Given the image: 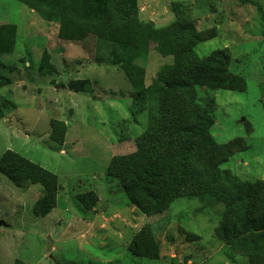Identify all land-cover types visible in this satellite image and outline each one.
Returning a JSON list of instances; mask_svg holds the SVG:
<instances>
[{"label": "rangeland", "instance_id": "374dc122", "mask_svg": "<svg viewBox=\"0 0 264 264\" xmlns=\"http://www.w3.org/2000/svg\"><path fill=\"white\" fill-rule=\"evenodd\" d=\"M179 1L194 18L205 41L201 55L225 48L230 70L241 74L247 89H199L214 123L211 133L227 142L222 167L244 180L264 179V0H137L143 20L158 26L177 17ZM261 6V8H259ZM0 16L18 26L15 50L2 56L0 159L7 149L52 170L59 177L57 204L46 216L33 207L40 184L16 185L0 172V264L22 259L29 264H248L215 233L220 215L196 197L177 198L162 214L148 216L127 197L119 179L107 174L112 156L136 150V138L159 114L158 95H149L143 110L133 102V87L113 44L90 33L80 41L59 37L56 22L43 18L19 0H0ZM144 68L150 84L163 64L185 65L160 54L152 33ZM56 71H41L43 54ZM84 80L81 90L70 83ZM66 121L63 144L51 137L50 121ZM230 156V157H229ZM96 191L98 202L87 209L78 194ZM221 207V205H220ZM152 224L159 257L130 252L129 244L145 224ZM200 235L188 240L187 234Z\"/></svg>", "mask_w": 264, "mask_h": 264}, {"label": "trees", "instance_id": "16d2710c", "mask_svg": "<svg viewBox=\"0 0 264 264\" xmlns=\"http://www.w3.org/2000/svg\"><path fill=\"white\" fill-rule=\"evenodd\" d=\"M44 20L59 24V37L80 41L90 33L110 41L114 57L120 61L133 87V102L143 110L149 95H158L157 120L136 138V150L112 156L107 174L119 179L130 202L142 213L153 216L164 213L180 197H196L220 215L216 236L230 250L241 252L248 264H264V179L244 180L222 167L226 143H219L211 133L214 117L199 96V89L242 90L247 81L230 70L227 49H215L201 56L196 47L205 41L194 18L179 1L174 6L177 17L158 26L139 15L137 0H19ZM247 1V0H245ZM261 8V6H259ZM18 28L14 23L0 25V68L2 56L15 50ZM156 50L172 55L185 65L163 64L150 84L145 82L144 68L136 61L146 58L151 34ZM48 52L43 54L41 71L53 73ZM4 75L0 71V83ZM71 88L78 91L84 80L75 79ZM0 105V119L3 107ZM51 137L57 143L66 140V121L53 118ZM230 157V156H229ZM0 172L16 185L40 184L43 193L36 200L33 213L46 216L57 204L60 190L58 175L52 170L7 149L0 159ZM79 202L92 209L98 202L96 191L78 194ZM221 205V207H220ZM188 240L200 235L187 234ZM135 255L159 257L160 244L152 224H145L129 244ZM14 264H29L16 259Z\"/></svg>", "mask_w": 264, "mask_h": 264}, {"label": "crops", "instance_id": "0c3cea01", "mask_svg": "<svg viewBox=\"0 0 264 264\" xmlns=\"http://www.w3.org/2000/svg\"><path fill=\"white\" fill-rule=\"evenodd\" d=\"M44 20V19H43ZM42 23H44L45 22V25H47L48 26V21H41ZM5 23H13V22H10L8 19H6V18H3L2 16H0V25L1 24H5ZM15 24V23H14ZM58 23H56V25H57ZM17 28H18V26H17ZM58 28H59V24H58ZM218 141V140H217ZM219 142V141H218ZM219 143H223V142H219ZM224 143H227V142H224ZM239 175V174H238Z\"/></svg>", "mask_w": 264, "mask_h": 264}, {"label": "water", "instance_id": "95a60500", "mask_svg": "<svg viewBox=\"0 0 264 264\" xmlns=\"http://www.w3.org/2000/svg\"><path fill=\"white\" fill-rule=\"evenodd\" d=\"M3 223V221H0V224H2Z\"/></svg>", "mask_w": 264, "mask_h": 264}]
</instances>
